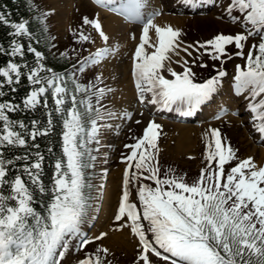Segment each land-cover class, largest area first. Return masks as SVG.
<instances>
[{"label":"snow or ice","instance_id":"snow-or-ice-1","mask_svg":"<svg viewBox=\"0 0 264 264\" xmlns=\"http://www.w3.org/2000/svg\"><path fill=\"white\" fill-rule=\"evenodd\" d=\"M29 2L30 8L36 7ZM186 2L192 7L211 3L219 7L223 17L244 30L218 31L194 43L178 42L181 28L156 22L155 17L162 12L158 5L149 0H121L114 10L142 25L131 65L138 100L148 103L150 94L158 108L173 104L177 111L198 108L222 89L226 69L212 64L207 78L198 80L190 66L197 63L196 59L181 57L176 62L183 68L177 71L169 62L170 54L182 48L190 56L192 48L222 63L229 58L227 46L234 43L238 51L231 55L244 57V63L235 65L229 87L234 86V92L239 94L236 98L250 110L252 127L264 137V0ZM3 7L6 5H0ZM45 15L37 10L35 18L43 22ZM0 22L12 29L8 42H0V53L9 54L0 66V264H64L72 242L84 249L90 241L96 242L95 248L77 254L70 264H113L108 259L109 247L99 243L108 233L89 235L81 225L92 206L98 208L100 204L90 191L89 178L94 171L89 169H95L96 163L93 143L96 149L101 147L102 127L116 132L121 127L102 126L97 122L100 113L105 112L106 120L130 118L133 113L111 102L109 109H102L100 98L113 91L100 83L103 73L95 72L87 82H82L76 73H85L89 65L115 55L120 44L109 43L110 36L98 13L92 17L85 14L79 26L72 29L73 38L95 43L85 28L88 26L105 43L81 55L66 70L58 69L46 59L44 51L33 45L46 26L34 34L28 20L13 19L5 11H0ZM152 29L155 41L150 36ZM25 36L26 46L21 43ZM250 36H258L259 40H253L245 53ZM131 38L137 39V34L131 33ZM47 46L52 47L50 43ZM26 53L33 55L29 58ZM68 54L65 49L59 57L63 59ZM200 64L207 61L201 59ZM164 69L171 77L164 75ZM25 76L29 87L23 95L19 99L4 98L20 87ZM37 106L43 109L40 118L31 113V118L20 116L28 110L37 111ZM226 108L227 105L219 109L220 115ZM57 126V139H48ZM161 128L154 119L149 120L142 135L125 145L127 152L120 157L125 166L111 228L124 230L127 226L137 238L132 264H154L153 254L169 264H264V163L258 164L251 155L239 158L220 129L209 126L210 130L203 134L206 164L198 177L187 182L175 174L160 175L156 161ZM39 140L45 141L43 146ZM45 159L50 162L47 175ZM234 159L237 162L226 170L225 162ZM100 171L106 173L107 169ZM145 178L154 185L146 183ZM96 192L102 194L103 187Z\"/></svg>","mask_w":264,"mask_h":264},{"label":"rangeland","instance_id":"rangeland-1","mask_svg":"<svg viewBox=\"0 0 264 264\" xmlns=\"http://www.w3.org/2000/svg\"><path fill=\"white\" fill-rule=\"evenodd\" d=\"M66 2H70V0H56L55 3H59L61 6H64L63 10L64 11H59L56 4L51 2V0H36L37 5L42 6V10L47 13L48 16V23H47V28H49V33L52 34L53 40L55 41L54 47L52 48L53 51H64L67 48H77V47H82L83 50V55H87L90 51H93L94 48L96 47H101L100 44L101 42H104L102 39L98 38V34L95 33L91 28L88 26H85L86 30L90 32L93 36V41H88V42H78L76 41L73 36L72 29L77 28L79 24L81 23V18L83 15L87 14L90 17L95 16L97 13L99 14V18L103 19L105 18L106 10L104 9H96L94 4L88 3L87 0H71V6L70 4H66ZM70 6V7H69ZM48 9H52L51 12H48ZM103 16V17H102ZM109 16V15H108ZM176 16V15H170ZM102 17V18H101ZM177 17H183L184 21L182 24L180 23L181 20L179 19V22L177 23L180 26H177L181 28L182 32L180 34L179 40L182 41H187L189 43H194L196 40H201V39H208L210 38L211 35H214L218 31H224V32H232L234 33L235 31H242L244 30L243 27L235 23L226 17H223L220 13V9H217L215 12H194L189 15H182V16H177ZM182 26V27H181ZM130 33H124L121 31L120 34H115L119 35L118 37L114 38L115 41H117L120 44V47L117 49V51H121V46L124 38H127L131 40V37H124L126 34ZM110 36V35H109ZM255 36H250L248 41L245 43V48L244 51L247 53L248 47L250 46V43L253 41V38ZM111 39V36H110ZM130 43V41H127ZM131 46V44H130ZM132 47V46H131ZM130 47V49H132ZM192 48L189 49V52L192 53ZM228 49L233 50L234 52H237L238 49L236 48L235 44H231L228 46ZM149 50V49H148ZM195 50V49H193ZM126 53V52H125ZM176 55V54H174ZM183 56L188 60H190L189 55L187 53H182ZM209 54H207V62L209 61L210 64H217L216 60H213L211 58H208ZM122 64L124 66V72H126L127 75H130V68H131V60H127V57H125V54L121 56ZM197 59V64H199L196 69H194V73H199L203 68L201 67L202 65L200 64V60L203 59L205 60V54L202 56L200 54H196ZM244 57H241L239 55H232L229 57L227 60L223 61L221 63L220 61V66L224 65L227 67V69H231L234 71V63L235 61L243 62ZM177 67L183 68L182 63H174ZM196 64V65H197ZM119 65V64H118ZM109 62L108 60H102L100 63L98 62L95 65H89L87 69H85V73H79L77 72L76 75L78 77H82V82H87V80H92L95 72H101L103 73V79L101 80L100 83L103 85H106L109 87L110 83H115L114 90L111 92H115L117 90V80L116 79H122V72L119 69L116 71V76L112 78L110 73H106L105 70L110 69L109 68ZM125 74V75H126ZM226 75L228 76V79L232 80L234 78V74L228 75L226 72ZM86 76V78H85ZM124 76V75H123ZM197 76H200L199 74ZM118 77V78H117ZM111 80V81H110ZM116 80V82H115ZM110 82V83H109ZM131 87L133 91H136V86H135V80L134 77L129 80ZM93 83H96V81H93ZM100 85L97 84V87ZM113 89V88H112ZM121 89V86H118V90ZM234 92V86L231 87L230 92ZM235 93V92H234ZM111 94H107L105 97L100 98V104L102 106V109H109L110 105L109 102L111 99ZM236 94V93H235ZM246 95V93H245ZM113 101V100H111ZM107 105V107H106ZM127 105V104H126ZM94 106V105H93ZM133 115L132 117H122L125 121L124 123V128H122L119 132H116L112 129H109L107 127H102L99 136H100V145L101 147L96 151L97 153V166L99 167L101 165L102 161H107L108 156L105 158L102 156L105 149H107L105 144V140L108 139L110 142L114 143L116 145V148H113L111 152L115 151V154L118 155L117 157V162L112 164V167H114L111 171L107 170L106 173H102L100 178L98 176H95L94 179L91 180L92 182V191H93V197L96 199H99L100 204L99 207L97 208L95 205L92 206V217L96 218V221H93V227H91L90 231H88L89 235H98L100 231H106L108 235L104 238H101L99 243L105 244L107 247H109L111 255L108 257V259L113 260V264H132V261L135 257L136 253V248L135 244L137 241V238L134 237V235L130 232V229L126 226L124 230H117V231H125V237H122L123 239H127L129 242L125 243L122 238L119 237H114L113 235L111 236L113 230L111 228V222H112V215L115 211V208L117 206V200L118 196L121 191V173L123 172V168L125 166L124 162L120 159L121 155L126 154L127 149L125 148V145H127L130 141L134 139V137L142 134L143 128L146 127L147 122L149 120H152L150 118H146L142 116V112L137 110V112H132ZM245 109L242 110V116H239L238 114H233L235 117H229L228 122L222 123V125H218L217 128H219L221 131H224V137L228 139V142L231 143V145L236 149L237 156L239 158H244L245 156L251 155L255 161L259 163H264L263 161L258 162L259 155H260V146H257V142L252 144L251 140L252 138H249L248 131L243 124L244 120H242L245 116ZM101 119H99L97 122L100 123L102 126L106 124H113L115 125L118 121H116V117H113L112 119H104L103 117L105 116V112L101 111L100 113ZM116 121V122H115ZM169 124H162V128L159 129L160 135L158 136V146H159V154L158 158H161L162 161H167L170 163H173L175 165H178L177 168L183 172H185L188 176L194 177L197 172L205 166L206 164V158L203 154V149L205 147L200 146V149L197 153L194 154V152L198 149L199 147V138L201 136H204L203 134L206 131H209V128L207 127H201L196 126L197 129L199 130L196 139H194V136H192V141L194 143V146L189 147L188 149H175L176 146V135L174 133L177 132L176 130V124L175 125L172 122H166ZM180 125V124H178ZM250 126V125H248ZM247 126V127H248ZM249 128V127H248ZM250 129H252L250 127ZM105 130L109 131L110 134H105ZM172 130V135L168 136L170 131ZM251 131V130H249ZM256 135V134H255ZM252 145H255L254 152L250 149ZM250 150H249V149ZM254 153V155H253ZM194 154L192 158H187L188 155ZM122 161V162H121ZM237 161L234 159L233 161L225 162V169L230 168L232 164L236 163ZM112 162L108 161L104 164V167L110 166ZM111 173V182L108 183V186L106 187L109 196L107 197L110 202V208L108 206V213L107 211L104 212L105 216L104 218L101 217V212L104 209V195L106 194L105 190L103 191L102 194H97L96 189L98 187H103L105 188L108 179L104 176L106 174ZM113 172V174H112ZM103 177V178H102ZM103 182L105 185H103ZM134 199L135 194H133ZM114 237V238H112ZM96 242H89L88 245L85 246L84 249H78L77 245L75 242H72L71 249L69 250L67 254V259L64 260V264H70L72 259L79 255H83L86 251L93 250L95 248ZM155 255H152V259L154 264H169L168 261L166 260H161L158 258H153Z\"/></svg>","mask_w":264,"mask_h":264},{"label":"bare ground","instance_id":"bare-ground-1","mask_svg":"<svg viewBox=\"0 0 264 264\" xmlns=\"http://www.w3.org/2000/svg\"><path fill=\"white\" fill-rule=\"evenodd\" d=\"M55 1L56 0H51V2H53L54 4H56V6H57V8H58L59 11H64L63 10L64 6H61L62 4L60 5L59 3H55ZM118 2H119L118 4L121 3L120 0H118ZM149 2L152 3V0H149ZM70 3H71V0H70L69 3L66 2V4H70ZM180 5H181V3H179L178 6H180ZM70 6H71V4H70ZM101 21H102V24H103V27H104L105 31L108 32V34L110 36H112V35L115 36V34H120L121 31L124 34L125 31L128 30L127 28H125L123 25L120 24V21H121L120 18L114 16L113 14H109V16L108 15H105V18L101 19ZM157 22H161V23H163V25H165V24H171V22H174V23L177 24L179 22V18H172L171 16L170 17H168V16H160L157 19ZM128 27L130 28V26H128ZM150 36L152 37V40L155 41V32H154V29L150 30ZM146 47L149 49V51L152 50L151 44L146 45ZM124 53H125L124 51H121V54H124ZM129 53L131 54V52H129ZM173 56H175V55L173 54ZM108 62L112 66L116 65L117 64L116 57H113V58L108 59ZM116 67H117V69H121L122 71L124 69V66L122 64H121V66L118 65ZM116 84H117V90L115 92H113V94H111V96L116 97L117 102L120 103V104H122L124 102H125V104H128V102L130 101V99L133 97L132 90H131V84L129 82V75L126 74V75L122 76V79H119L118 78ZM114 85H115V83L112 84V86H114ZM118 86H121V89L120 90H118ZM112 88L114 90V87H112ZM222 97L223 96L220 97V100L219 101L223 100V99H221ZM224 101L225 102H228L229 104H236L238 102V99H234L232 102H229V100H226V99ZM222 102L223 101H221L219 104L221 105ZM149 103L150 102L145 103V104L148 105ZM213 107H214V105L211 104V106L208 108L207 112H210V110ZM157 108L158 107H156V106L154 107V109H157ZM249 119H250L249 118V114H246L245 117L242 120L248 121ZM175 126H176V130H177V132L174 133V135H176V146H175V149H185L186 150L189 147L194 146V143L192 141V136H194V139H196L197 134L199 132V130L197 129V127L194 126V125H192V124H189V123L183 124V125L176 124ZM248 127L249 128L250 127L252 128V124H250V126H248ZM249 132H253V131L251 130ZM258 139L264 145V139H262V137L259 135V133H258L257 136H255V139L252 138V140H251L252 144H253V142L254 143H256V142L258 143L259 142ZM254 148H255V145H252V147L250 148L252 150V152H254ZM259 150H260V155H259L258 162H259V160L260 161H263L264 160V149L262 147H260ZM253 155H254V153H253ZM112 174H113V172H112ZM111 177H112V175L110 173L109 178H108L109 179L108 180V183L111 182V180H112ZM108 183H107V186H108ZM106 191H107V189L105 188V192ZM108 196H109V193L107 191L106 194L104 195V202H103L104 203V209L101 212V217H103V218L105 216L104 212L107 211V213H108V206L110 208V205H109L110 202H109V199L107 198ZM112 235L114 237H119V238L125 237L126 238L125 231H122L121 232V231L115 230L114 232H112L111 236ZM114 237H112V238H114ZM123 240H124L125 243H128L129 242L128 237H127V239H123Z\"/></svg>","mask_w":264,"mask_h":264},{"label":"trees","instance_id":"trees-1","mask_svg":"<svg viewBox=\"0 0 264 264\" xmlns=\"http://www.w3.org/2000/svg\"><path fill=\"white\" fill-rule=\"evenodd\" d=\"M28 2L29 0H0V5H6V7L0 8V11L9 12L11 18L13 19H19L22 17L25 20H28L30 25V30L35 34L37 32H40L41 28L44 26L42 21H39L38 19L35 18L36 16H31L30 18V13L32 11H36L37 8L36 7L30 8V4ZM27 4L29 5V7L26 6ZM11 32L12 29L10 26H6L2 22H0V42L7 43L10 38ZM27 42H28V37L26 36L23 37L21 43L25 44L26 46ZM49 43L53 45L51 38L47 35V30L42 32L40 36L36 37V39L33 40V45L37 46L40 50L46 53V59L50 62V64H53L58 69L66 70L68 68V65L73 63L72 61L75 59L76 56L72 54L73 52L69 51V54L65 56L63 59H61L59 57V53L61 52L52 51V49L47 46V44ZM26 55L30 58L31 55L33 54L26 53ZM7 58H9L8 53H0V66H2L4 62H6ZM22 81L23 82H21L20 87L17 88L15 92H12L11 94H6L4 98H12L13 96H16V98L19 99L23 95L24 91L29 87V85L26 83L27 81L26 76L22 78ZM42 111L43 109L40 108V106H37V111L32 112V110H28L27 112L20 113V116L26 119L31 118L29 116V114L31 113L32 116H35L36 118H40ZM44 118L46 119V114ZM58 131H59V126H57L56 131L54 133L48 134L47 138L50 140H56L57 139L56 132ZM39 143L43 146L45 141L39 140ZM43 151L45 153V156L47 157L49 155L47 152V148L46 147L43 148ZM44 164L46 169L45 174L47 175L48 174L47 169L50 167L49 160L45 159Z\"/></svg>","mask_w":264,"mask_h":264}]
</instances>
